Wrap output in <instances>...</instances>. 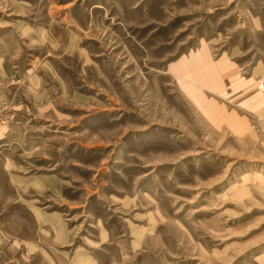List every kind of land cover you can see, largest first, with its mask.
I'll use <instances>...</instances> for the list:
<instances>
[{"label":"rangeland","instance_id":"rangeland-1","mask_svg":"<svg viewBox=\"0 0 264 264\" xmlns=\"http://www.w3.org/2000/svg\"><path fill=\"white\" fill-rule=\"evenodd\" d=\"M0 264H264V0H0Z\"/></svg>","mask_w":264,"mask_h":264}]
</instances>
